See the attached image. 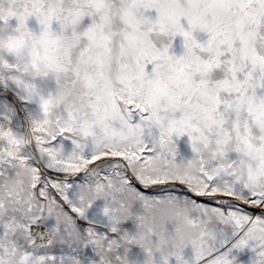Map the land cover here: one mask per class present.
Segmentation results:
<instances>
[{"label":"snow or ice","instance_id":"6c2138e0","mask_svg":"<svg viewBox=\"0 0 264 264\" xmlns=\"http://www.w3.org/2000/svg\"><path fill=\"white\" fill-rule=\"evenodd\" d=\"M5 37L41 115L0 157V264H264V0H0Z\"/></svg>","mask_w":264,"mask_h":264},{"label":"rangeland","instance_id":"374dc122","mask_svg":"<svg viewBox=\"0 0 264 264\" xmlns=\"http://www.w3.org/2000/svg\"><path fill=\"white\" fill-rule=\"evenodd\" d=\"M11 24L14 27L15 21L14 20L11 21ZM30 27L34 31L39 32V25L34 19L30 21ZM200 38L204 39L206 37L204 36V34H201ZM175 52L177 54H180L182 52V45H181V41L179 39L176 41ZM36 83L41 87L44 94H47L49 92L54 93L56 91V88H57L55 79L51 78V77L47 78L45 80H37ZM13 87L21 95H23L25 97V93H23L20 89H17L15 86H13ZM3 96L4 95H2V93H0V110L5 111L6 109H10V106L8 105L9 102L7 103V101L4 100L5 98H3ZM8 97L10 98L11 101H13V97L11 95H8ZM20 105L22 106V108H23V105H26L27 107H29L30 110H32V112L35 115H38L40 117L41 109H40V105H39L38 101L33 100V101L29 102L28 100H26L25 103H20ZM26 106H24L23 110H24V113L26 114V116L29 118L30 114H29V110L25 109ZM10 117H11V120L14 122V124H16L17 123L16 115L11 112ZM177 146H178V150L180 152L181 157H190L191 156V154H192L191 153V145H190V142L188 141V138L186 136L177 139ZM123 228H124V230L128 231L129 233H134L136 231V227L131 221L125 223L123 225ZM187 251H188V253H190V249ZM121 252H123V250H121ZM91 255H94V254H90V258H91ZM236 255H237V260H238L239 264H251L253 254L251 253L250 250L245 249L243 252L237 253ZM145 257H146L145 252L139 246H136V245L130 246V249L128 252V259H129L130 264H144Z\"/></svg>","mask_w":264,"mask_h":264},{"label":"clouds","instance_id":"9594fccd","mask_svg":"<svg viewBox=\"0 0 264 264\" xmlns=\"http://www.w3.org/2000/svg\"><path fill=\"white\" fill-rule=\"evenodd\" d=\"M12 39L20 42L21 46L30 42L31 38L26 36H21L19 33H14ZM15 49L12 53L9 52V39L5 37L0 41V71L4 74L12 73L15 70V65L10 62V55H13ZM35 55L36 68L42 73L47 71V61L45 59V52L41 50L38 55ZM5 81L0 80V84ZM25 133L17 134L11 127L7 124L0 125V157H14L19 156L23 151V140L22 136Z\"/></svg>","mask_w":264,"mask_h":264},{"label":"bare ground","instance_id":"6f19581e","mask_svg":"<svg viewBox=\"0 0 264 264\" xmlns=\"http://www.w3.org/2000/svg\"><path fill=\"white\" fill-rule=\"evenodd\" d=\"M0 93H2V95L5 96V97L3 96V98H5L4 100L7 101V103L9 102L8 105L10 106L11 112L14 113L17 117L16 124H14V122L11 120V117H10L11 126L13 130L18 133H26L30 126L31 119H37L39 118V116L35 115L32 112V110L29 109V107H27L26 105H23V108L24 106H26L25 109L29 110V114H30L29 118L26 116L22 106L20 105V103H25L26 99L13 86H9L8 88H4L3 86H0ZM8 95H11L13 97V101L10 100ZM0 112H3V111L0 110Z\"/></svg>","mask_w":264,"mask_h":264}]
</instances>
